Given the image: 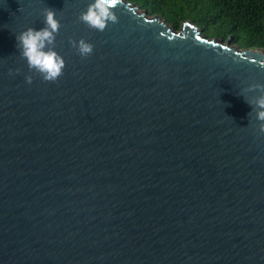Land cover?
<instances>
[{
	"label": "water",
	"instance_id": "1",
	"mask_svg": "<svg viewBox=\"0 0 264 264\" xmlns=\"http://www.w3.org/2000/svg\"><path fill=\"white\" fill-rule=\"evenodd\" d=\"M87 3L0 0V264H264V133L243 97L264 50L127 0L97 31ZM46 7L55 81L15 40Z\"/></svg>",
	"mask_w": 264,
	"mask_h": 264
},
{
	"label": "clouds",
	"instance_id": "2",
	"mask_svg": "<svg viewBox=\"0 0 264 264\" xmlns=\"http://www.w3.org/2000/svg\"><path fill=\"white\" fill-rule=\"evenodd\" d=\"M116 2L117 0H88L84 10L79 13L78 19L90 28L103 31L109 23H115L118 20L113 10ZM42 14L41 27L28 26L15 33L16 47L30 71L39 74L45 81H55L65 67V61L55 47L60 21L56 18V11L50 7L43 9ZM68 43L81 57L89 56L94 47L83 37L69 38ZM32 79V75H25L26 83L31 84ZM247 91L253 93L247 98L242 94L246 103L251 106L248 115L254 113L255 120L259 122V131L264 133V83L250 84Z\"/></svg>",
	"mask_w": 264,
	"mask_h": 264
},
{
	"label": "trees",
	"instance_id": "3",
	"mask_svg": "<svg viewBox=\"0 0 264 264\" xmlns=\"http://www.w3.org/2000/svg\"><path fill=\"white\" fill-rule=\"evenodd\" d=\"M176 29L189 20L204 34L264 50V0H127Z\"/></svg>",
	"mask_w": 264,
	"mask_h": 264
},
{
	"label": "rangeland",
	"instance_id": "4",
	"mask_svg": "<svg viewBox=\"0 0 264 264\" xmlns=\"http://www.w3.org/2000/svg\"><path fill=\"white\" fill-rule=\"evenodd\" d=\"M207 34H208V36H210V37H217V36H214V34L211 33V32H207ZM217 38H218V37H217ZM229 39H230V41H231V38H229ZM236 45H238V44H236ZM238 46L244 47L243 45H238ZM252 48H255V47H252Z\"/></svg>",
	"mask_w": 264,
	"mask_h": 264
}]
</instances>
